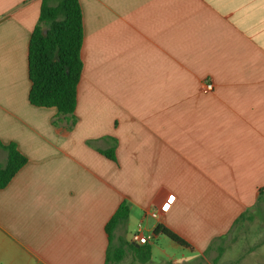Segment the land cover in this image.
<instances>
[{"label":"crops","instance_id":"0c3cea01","mask_svg":"<svg viewBox=\"0 0 264 264\" xmlns=\"http://www.w3.org/2000/svg\"><path fill=\"white\" fill-rule=\"evenodd\" d=\"M78 1L70 118L27 99L41 0H0V143L27 159L0 190V264H105L121 203L117 264H153L157 226L189 245L169 240L193 254L177 264L223 263L256 218L251 237H264V0ZM133 221L148 244L126 234Z\"/></svg>","mask_w":264,"mask_h":264},{"label":"trees","instance_id":"16d2710c","mask_svg":"<svg viewBox=\"0 0 264 264\" xmlns=\"http://www.w3.org/2000/svg\"><path fill=\"white\" fill-rule=\"evenodd\" d=\"M82 45V11L78 0H41L39 16L28 42L27 61L30 89L28 102L37 108H54L63 117L73 118L76 107L77 86L82 72L80 51ZM72 123L74 120L72 119ZM6 160L0 164V190L5 188L27 159L15 144L2 145ZM114 161V151H99ZM128 208L121 203L104 231L108 247L105 264H117L125 254L123 245L111 244L114 229L127 220ZM154 235H163L173 243L187 248L189 245L178 235L163 226H157ZM149 259V251L139 260Z\"/></svg>","mask_w":264,"mask_h":264},{"label":"rangeland","instance_id":"374dc122","mask_svg":"<svg viewBox=\"0 0 264 264\" xmlns=\"http://www.w3.org/2000/svg\"><path fill=\"white\" fill-rule=\"evenodd\" d=\"M258 223V219H254L253 223L245 224L243 230L239 232L238 237H230L232 241L228 243V247L225 248L226 253L231 252V256L226 254L221 260H224L220 264H264V237H251V235L257 232V226L254 223ZM241 229V228H240ZM139 227L135 222H131L127 230V235L132 236L137 233ZM143 230V226L140 228ZM237 228L233 233H237ZM249 235V236H248ZM171 242L166 237H158L153 246V264H163L168 261L177 264L183 257H192L189 252L180 250L178 248H172ZM228 255V256H227ZM212 258L205 260H194L188 264H215ZM227 260V261H226ZM220 262V261H219ZM151 264V263H150ZM187 264V263H183Z\"/></svg>","mask_w":264,"mask_h":264},{"label":"built area","instance_id":"2783aa9c","mask_svg":"<svg viewBox=\"0 0 264 264\" xmlns=\"http://www.w3.org/2000/svg\"><path fill=\"white\" fill-rule=\"evenodd\" d=\"M213 88V85L211 83H208L206 85H203V91L204 92H209L211 91ZM152 217H155L156 214L155 213H152L151 214ZM132 241L134 243H137L138 245H146L149 243V240L150 238L148 236H145L144 234L140 233V232H137L135 234L132 235L131 237Z\"/></svg>","mask_w":264,"mask_h":264}]
</instances>
